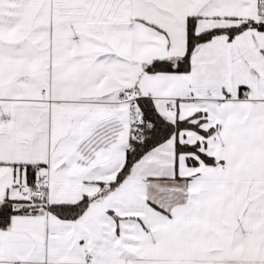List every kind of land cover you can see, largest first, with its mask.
Wrapping results in <instances>:
<instances>
[{"label": "snow or ice", "instance_id": "obj_1", "mask_svg": "<svg viewBox=\"0 0 264 264\" xmlns=\"http://www.w3.org/2000/svg\"><path fill=\"white\" fill-rule=\"evenodd\" d=\"M0 264H264V0H0Z\"/></svg>", "mask_w": 264, "mask_h": 264}]
</instances>
